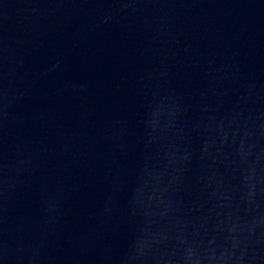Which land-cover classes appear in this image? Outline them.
<instances>
[{"label":"water","instance_id":"95a60500","mask_svg":"<svg viewBox=\"0 0 264 264\" xmlns=\"http://www.w3.org/2000/svg\"><path fill=\"white\" fill-rule=\"evenodd\" d=\"M0 264H264V0H0Z\"/></svg>","mask_w":264,"mask_h":264}]
</instances>
